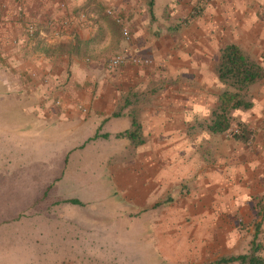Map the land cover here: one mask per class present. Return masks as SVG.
<instances>
[{
	"label": "crops",
	"instance_id": "obj_1",
	"mask_svg": "<svg viewBox=\"0 0 264 264\" xmlns=\"http://www.w3.org/2000/svg\"><path fill=\"white\" fill-rule=\"evenodd\" d=\"M98 1L115 13L122 10L129 14V20H124L131 32L129 42L123 39L120 25L107 14L118 27L117 36L108 21L102 22L101 28V20L96 21L86 13L83 24L70 26L60 35L52 32L48 21L60 19L63 12L60 2L66 4L69 15L76 16L80 10L76 13L74 10L93 7L89 0H0V71L7 69L14 75L0 79V101L7 103L5 98L10 96L7 93L14 94L21 100L20 119L33 120V128H40L38 132L60 136L61 142L69 145L63 165L75 150L83 151L84 157L87 151L97 157V153L121 148L131 152L125 160L119 154L103 155L107 161L104 177L107 181L119 184L124 176L133 191L139 188L148 199L175 194L177 203L174 223H171L177 232L175 246L165 245L164 239L157 243L167 263L209 264L247 252L253 240L261 244L258 254L264 259V79L250 87L252 106L233 113L239 122L251 128L252 139L247 144L237 141L239 144L234 150L226 144L223 153L210 151L201 158L199 143L193 135L201 128L205 134L221 135L210 133L205 128L206 121L200 122L204 96L199 95L198 89L200 85H209V80L201 75L204 71H213L218 60L217 50L215 53L209 50L218 41L215 33L209 34L207 29L208 33L203 35L198 29L199 32L195 30L190 36L186 32L177 36L178 41L183 39L193 44V48L179 54L182 62L178 70L186 77L178 84L180 91L174 88L164 91L161 87L166 85L158 81L155 87L160 89L155 95L141 92L125 95L132 86L139 88L150 83L146 78L147 66L152 55L154 61L161 62L162 36L151 35L149 12L143 8L140 14L138 9L144 7L142 4L136 7L126 0ZM215 1H207L208 11L225 16V8L217 4L232 0ZM113 7L123 8L115 11ZM26 22L36 26L32 37L25 34ZM236 24L226 26L223 22L221 28L226 33ZM234 31L232 36H224L225 40L247 48L242 38L235 35L242 30L237 27ZM97 34L104 35L109 44H119L130 59L138 56L150 63L123 62L114 69H105L99 59L101 52L91 47ZM245 40L256 47L263 38L251 35ZM202 42L209 48L203 47ZM94 52L98 54L83 59V54L86 57ZM257 61L264 68V62ZM151 71L159 76L160 68ZM169 84L173 87L176 83ZM123 87L125 91L121 93ZM132 118L138 124L133 139L126 135L135 129ZM15 133L21 134L19 129ZM2 160L0 154V166ZM97 165H101V160ZM4 182L0 177V183ZM2 190L0 185V195ZM188 217L190 222L186 221ZM3 223L0 219V226ZM164 246H169V250Z\"/></svg>",
	"mask_w": 264,
	"mask_h": 264
},
{
	"label": "rangeland",
	"instance_id": "obj_2",
	"mask_svg": "<svg viewBox=\"0 0 264 264\" xmlns=\"http://www.w3.org/2000/svg\"><path fill=\"white\" fill-rule=\"evenodd\" d=\"M91 1L93 7H83L74 12L80 10L87 16L93 15L96 21L101 20V28L102 22L108 21L117 36L118 27L106 15L107 7L97 0ZM126 1L133 2L136 7L142 4L144 7L138 8L140 14L143 8L149 12L150 0ZM207 1L153 0L149 27L151 35L162 36L164 55L160 63L154 61L153 55L150 56L151 63L147 66L149 75L146 77L150 83L139 88L132 86L128 92L155 95L160 89L155 87L158 81L166 85L161 87L162 90H181L178 84L181 85L186 77L178 70L182 62L179 54L186 48H193L190 41H178L177 36L182 32L188 36L195 30L199 32L198 29H201L203 35L215 33L218 41L214 43V48H209L204 42L202 46L212 49L214 53L217 50L218 57L220 47L229 43L224 36H232L238 27L242 31L236 32V38H242L247 48L236 44L246 53L249 51L255 59L264 62V0H232L226 3L223 1V4L216 0L217 5L225 8V16L208 11ZM113 8L117 11L123 7ZM119 12L116 13L123 20H129V14L122 10ZM223 22L226 26L238 24L231 31L229 27L225 33L224 28H221ZM251 35L261 40L263 38L260 46L248 45L245 37ZM107 42L104 35L97 34L91 46L101 52L98 56L105 69L108 58L116 53L123 56L126 54L120 50L119 44ZM96 54L91 53L87 58L83 54V59H91ZM133 57L130 59L125 56L124 63L134 65ZM152 67L156 70L160 68L159 76L151 71ZM215 67L213 71H204L201 75L209 80L208 86L200 85L198 88L199 95L204 96L201 98L202 106L204 104L201 123L208 120L217 104L218 95L224 89L217 79ZM7 76L14 75L7 69L0 71V79ZM169 83L176 84L171 87ZM124 91L123 87L121 93ZM7 95H10L5 98L7 103L0 101V154L3 159L0 177L5 181L0 183L3 188L0 195V219L4 222L0 226V264H171L165 261L157 243L160 244L159 239H164L165 245L175 246L177 232L171 226L174 223V205L177 203L173 198L175 194L148 199L138 191L139 188L133 191L124 176L119 184L107 181L104 178L107 161L103 155L119 154L125 160L131 152L121 148L120 151L113 149L111 152L97 153V157L87 151L86 159L83 151L75 150L69 153L68 162L63 165V157L69 145L61 142L60 136L50 135L47 131L38 132L40 128H33V120L20 119L21 100L10 92ZM238 122V117H234L231 128L221 135L205 134L202 128L193 135L199 143L201 158L210 151L211 154L215 151L223 153L226 144L234 150L241 141L233 137V132L239 131ZM246 128L250 134L247 141H241L245 144L253 137L251 128ZM18 129L21 134L15 133ZM99 160L100 166L97 165ZM58 173L59 176L53 179ZM70 199H77L80 204L71 203L68 201ZM186 221L190 222L191 219L188 217Z\"/></svg>",
	"mask_w": 264,
	"mask_h": 264
},
{
	"label": "trees",
	"instance_id": "obj_3",
	"mask_svg": "<svg viewBox=\"0 0 264 264\" xmlns=\"http://www.w3.org/2000/svg\"><path fill=\"white\" fill-rule=\"evenodd\" d=\"M152 3L150 0L149 12L152 13ZM215 73L224 89L217 97V104L212 109L210 117L205 122V128L212 134H222L231 128L234 120L233 113L236 110H245L252 106L248 95L251 86L264 79L263 66L249 54H247L238 44L229 42L219 49L218 60ZM135 95L127 92L125 95ZM132 125L135 129L126 132V135L133 139L137 135L138 124L132 118ZM238 132H233L234 139L247 141L249 131L242 122L237 123ZM74 204H80L77 199L68 200ZM261 244L252 241L249 250L243 254L221 258L209 264H222L238 262L239 264H264V259L258 254Z\"/></svg>",
	"mask_w": 264,
	"mask_h": 264
},
{
	"label": "built area",
	"instance_id": "obj_4",
	"mask_svg": "<svg viewBox=\"0 0 264 264\" xmlns=\"http://www.w3.org/2000/svg\"><path fill=\"white\" fill-rule=\"evenodd\" d=\"M16 1L24 2L25 0ZM59 8L63 10L60 15V19H57L56 21L51 19L50 21H48V25L52 29V32L56 35H60L64 29L70 26L83 24L87 19L85 13H78L76 16H73V14L69 15L70 12L67 11L66 4L63 2L59 3ZM106 14L113 17L115 22L120 25L123 39L126 42H129L131 40V32L128 23L124 21L120 16H118L115 12H113L111 9H107ZM36 30V26L33 22H26L24 28L26 36L32 37L35 34ZM125 59V56L121 54H115L108 58V60L106 61V68L109 70L114 69L123 62H125ZM132 62L136 65H144L150 63V60L143 59L140 57H133Z\"/></svg>",
	"mask_w": 264,
	"mask_h": 264
}]
</instances>
